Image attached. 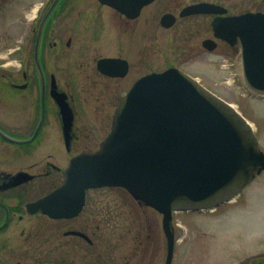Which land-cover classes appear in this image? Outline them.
Masks as SVG:
<instances>
[{
	"label": "flooded vegetation",
	"instance_id": "flooded-vegetation-1",
	"mask_svg": "<svg viewBox=\"0 0 264 264\" xmlns=\"http://www.w3.org/2000/svg\"><path fill=\"white\" fill-rule=\"evenodd\" d=\"M247 14L264 15V0H0V100L16 98L18 106L15 122L8 120V127L0 124V128L25 139L37 132L28 143L31 149L24 152L29 161L18 165L17 170L13 166L0 168V226L6 222L0 228V252L4 248L7 254L5 258L0 254L1 263L22 264L14 256H24V250L29 254L27 246L8 249L2 232L14 222L20 240L35 245V264H103L102 219L100 209H90L89 191L121 187L86 189L82 208L70 217L54 218L42 210L31 212L27 204L65 182L64 169L73 157L100 149L112 130L122 96L138 80L170 68L188 72L181 61L160 56L161 42L192 58L218 51L233 58L239 72V52L228 39L216 34V24L231 26L235 17ZM169 31L174 33L170 41L166 35ZM111 46L115 49L107 50ZM74 63L79 64L83 86L91 92L127 87L117 97L115 107L110 108L108 100L106 106L101 104V118L80 113L71 90ZM53 91L65 95L72 111L69 121ZM57 132L62 138L58 145ZM45 152L48 154L42 156ZM73 152L77 153L62 167L64 153ZM19 171L33 177L10 186L12 176ZM43 191L23 202L26 196ZM26 216L52 224H26ZM159 250L160 245L154 244L147 264H157ZM167 255L168 246L164 264ZM246 264H264V258H253Z\"/></svg>",
	"mask_w": 264,
	"mask_h": 264
},
{
	"label": "water",
	"instance_id": "water-1",
	"mask_svg": "<svg viewBox=\"0 0 264 264\" xmlns=\"http://www.w3.org/2000/svg\"><path fill=\"white\" fill-rule=\"evenodd\" d=\"M234 20L231 26L216 24V34L239 52L243 86L264 96V15ZM53 95L69 121L72 111L65 95L54 91ZM36 133L19 139L0 128L3 138L19 144L32 141ZM262 170L264 152L251 122L198 79L172 68L138 80L121 98L101 149L71 159L64 170L65 182L27 206L54 218L70 217L82 208L86 189L124 187L140 203L164 214L166 264H171L173 212L214 209L231 201ZM32 177L19 171L10 186Z\"/></svg>",
	"mask_w": 264,
	"mask_h": 264
},
{
	"label": "rangeland",
	"instance_id": "rangeland-1",
	"mask_svg": "<svg viewBox=\"0 0 264 264\" xmlns=\"http://www.w3.org/2000/svg\"><path fill=\"white\" fill-rule=\"evenodd\" d=\"M173 34V31L166 33L169 41ZM159 46L162 48L158 50L160 56L166 55L181 61L188 73L232 103L253 124L259 147L264 151V96L253 94L242 85L239 73L233 66V58H226L218 51L204 52V56L192 58L189 57L191 54L179 55L168 42H161ZM114 49L112 46L107 48L109 51ZM70 77L73 82L71 90L77 98V105L83 117L88 114L101 118V104L106 106L105 102L108 100L111 108L115 105L117 97L127 91V87L120 86L117 90L109 88L103 93L95 89L91 92V89L83 86L85 80L78 63H74ZM15 102L16 98L0 100V124L4 127H8V120L15 122L13 118L18 117V106ZM55 138L57 145L62 143L60 132H57ZM30 149L28 143L18 144L0 138V168L13 166L17 170L18 165L29 161L30 158L24 152ZM76 153H64L62 167L66 166L68 158ZM41 154L46 156L48 153ZM44 192L26 196L23 202ZM89 204L92 210L100 209L104 237L101 244L103 264H147L156 243L160 245V250L155 262L164 264L167 239L162 228L161 214L149 206L141 205L125 188L89 191ZM25 219L26 224H52L35 216H26ZM173 227L176 244L172 264H246L253 258H264V171L232 202L223 203L214 210L174 212ZM15 230L13 222V226L2 232L7 238L8 249L13 251L12 246L29 247L28 255L24 250V256H18L15 252L17 256L14 258L21 259L22 264H35V245L20 240ZM147 247L150 249L145 251ZM3 251L4 248L0 254L5 258L7 254Z\"/></svg>",
	"mask_w": 264,
	"mask_h": 264
},
{
	"label": "bare ground",
	"instance_id": "bare-ground-1",
	"mask_svg": "<svg viewBox=\"0 0 264 264\" xmlns=\"http://www.w3.org/2000/svg\"><path fill=\"white\" fill-rule=\"evenodd\" d=\"M233 201V200H232Z\"/></svg>",
	"mask_w": 264,
	"mask_h": 264
}]
</instances>
